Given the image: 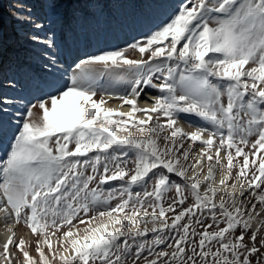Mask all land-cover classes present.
Here are the masks:
<instances>
[{
	"label": "snow or ice",
	"instance_id": "1",
	"mask_svg": "<svg viewBox=\"0 0 264 264\" xmlns=\"http://www.w3.org/2000/svg\"><path fill=\"white\" fill-rule=\"evenodd\" d=\"M12 15L31 26L32 43L54 46L30 9ZM137 52L139 59L130 56ZM75 66L70 83H45L13 114L19 122L0 159V219L42 237L39 264L57 256L59 264H129V257L131 264H264V219H256L264 207V0H181L166 22ZM106 74L127 89H101ZM142 93L151 107H139ZM113 98L128 111L105 107ZM13 103L0 96V134ZM183 114L208 124L186 132ZM194 143L203 147L193 162ZM113 180L124 183L105 192ZM148 233L151 245L142 239ZM25 244L9 235L0 264H12L10 246L22 264H37Z\"/></svg>",
	"mask_w": 264,
	"mask_h": 264
},
{
	"label": "rangeland",
	"instance_id": "2",
	"mask_svg": "<svg viewBox=\"0 0 264 264\" xmlns=\"http://www.w3.org/2000/svg\"><path fill=\"white\" fill-rule=\"evenodd\" d=\"M178 3H181V0H0V96L6 95L14 101L6 109L8 114L3 115L7 140L0 142V159L5 158L12 140V134L16 131L14 124L19 122L13 114L17 111H23L27 102L34 95L39 94V89L45 83H70V77L76 71L75 65L79 59L101 51L125 47L127 43L132 42L133 38H139L155 26L166 22ZM18 7L30 9L31 16L34 19L38 18V22L45 25L40 33L41 36L54 34L55 43L53 47L46 49L43 45L31 42L29 39L33 31L31 26L27 23H21L12 15ZM130 56L136 59L140 58L138 52L130 53ZM53 57L55 63H48ZM45 65H47V69ZM250 65L246 67L255 66ZM211 79L216 82L215 77H211ZM9 81L15 84L14 88L8 86ZM99 85L101 89H114L121 93L127 89L126 81L115 79L107 74L99 79ZM145 91L149 93L151 91L153 95L159 94L158 90L155 89H146ZM99 98V95H97L96 99ZM143 98L144 94L142 93L138 105H140L139 101ZM116 102L117 106H113L112 104L115 103H112L109 104V107L120 110L121 101L116 99ZM137 115L141 114L137 113ZM10 121L13 123H9ZM179 124L184 131L191 132L197 126H207L208 122L193 115L183 114V117L178 121ZM251 139L255 140V137ZM185 147H187V143ZM201 147L203 145L193 144L194 150L191 153L193 162L199 158L197 154ZM88 155L91 157L92 153ZM259 155H264V150ZM221 156H224L223 152ZM127 159L131 162L134 159V153L129 152ZM202 163L204 167L201 177L207 172V160L205 159ZM128 167H132L131 163ZM235 172L236 169L233 170V176H235ZM217 173L222 174L219 171ZM190 174L192 173L190 172ZM173 180H177V178L173 177ZM177 182L179 181L177 180ZM232 182L234 181L230 179L229 184ZM123 183V181L118 180L109 181L104 186V191L116 192ZM92 186L94 185H90V187ZM147 188L151 190V182L147 185ZM132 191L142 193L144 186L133 185ZM117 202V200H113L112 204L115 205ZM192 202V197L189 194L188 204ZM164 206L165 208L168 206L167 197H165ZM257 207L262 215L256 219H264V207L260 205ZM148 211L151 212V208H148ZM90 215H95V213H90ZM168 215L171 216L172 214L168 213ZM204 215L207 216V213ZM206 222L211 223V220L208 219ZM220 226L223 227L224 225L221 224ZM193 227L197 231L201 230L199 225L193 224ZM0 229L2 230L0 232L8 231L9 235L14 232L16 241L23 238L26 242L25 250L39 264V256L35 251V247L36 241L42 239V237L33 235L23 223L16 224L9 221L6 227L3 219H0ZM211 230H215V226ZM154 235L148 233L142 239L147 240L151 245ZM52 239L54 250L62 251V248H59L55 242L57 238L53 237ZM168 242L171 243V241ZM212 246L213 248L216 247L215 244ZM163 248H166L165 244H161L154 250L158 251ZM132 250L135 251L134 245H132ZM0 251H2L1 244ZM10 251L13 255L12 264H17V262L22 264V253L12 246H10ZM44 252L51 260L47 246L44 247ZM144 255L147 256V252ZM2 259L3 257H0V260ZM128 259L129 264H131V257ZM53 264H59L58 256Z\"/></svg>",
	"mask_w": 264,
	"mask_h": 264
},
{
	"label": "bare ground",
	"instance_id": "3",
	"mask_svg": "<svg viewBox=\"0 0 264 264\" xmlns=\"http://www.w3.org/2000/svg\"><path fill=\"white\" fill-rule=\"evenodd\" d=\"M250 66H252V65H250ZM157 94V93H156ZM150 95L151 96H153V97H155L156 95H153L152 93H151V91H150ZM140 105H139V107H141V108H143V107H151V101H147L146 99H145V96H144V98L143 99H141L140 101ZM112 103H115V104H112ZM117 102H116V98H113V99H109L108 100V103L105 105V107H109L111 104L114 106H117V104H116ZM110 104V105H109ZM120 108V111H128V106L127 105H125V106H123V107H119ZM179 126L181 127V125L179 124ZM2 139V138H1ZM191 175V174H190ZM221 176H222V174H218V173H216V176H215V181H219L220 180V178H221ZM202 177H203V175H202ZM201 177V178H202ZM0 215H2L3 216V214L2 213H0ZM8 226V225H7ZM9 228V227H8ZM1 230V229H0ZM2 231V230H1ZM9 236V232L8 231H3V232H0V244L3 246V244L6 242V240H7V237ZM65 255H71V249H69V251L67 252V253H65Z\"/></svg>",
	"mask_w": 264,
	"mask_h": 264
}]
</instances>
